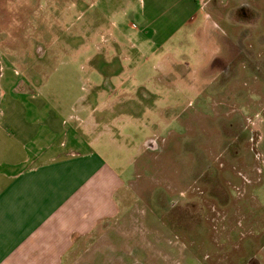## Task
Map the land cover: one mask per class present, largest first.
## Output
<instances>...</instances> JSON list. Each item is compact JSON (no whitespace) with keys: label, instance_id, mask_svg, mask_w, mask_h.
Instances as JSON below:
<instances>
[{"label":"rangeland","instance_id":"374dc122","mask_svg":"<svg viewBox=\"0 0 264 264\" xmlns=\"http://www.w3.org/2000/svg\"><path fill=\"white\" fill-rule=\"evenodd\" d=\"M136 6V0H0V93L5 91L7 100L19 96L14 84H72L66 94L71 99L95 91L93 86L98 85L99 114L109 107L101 104L109 87L90 84L94 64L87 56L97 44L102 49L113 44L112 35L118 33L121 46L108 48H114L117 55L122 53L119 49H130L127 37L140 25ZM251 7L256 18L252 25L232 27L212 16L218 26L212 31L215 42L209 51L217 44L221 48L225 39L240 32L249 38L241 45L250 44V54L264 72V0H254ZM233 14L242 17L237 10ZM199 30L201 38L208 28ZM175 38L161 51L174 54L183 64L194 62L202 50L199 44L191 35L182 42ZM117 55L109 60L96 58L103 66L102 74L107 75L106 65L119 66ZM152 64H145L150 68L145 77L158 76L159 84L140 82L134 75L126 84L135 87L131 95L136 99L128 102L130 113L147 110L145 118L139 117L126 130L131 135L121 138L124 144H132V151L122 144L95 145L114 167L124 166L130 176L135 172L121 205L129 213L125 226L119 221L116 227L120 230L112 233L111 244L95 249V264H208L211 259L218 264L219 241L234 239V228L239 226L247 234L252 229L246 223L241 228L237 211L264 209V174L251 127L256 109L264 105L249 84H244L250 83L248 79L242 80L240 88L227 84L230 79L220 75L215 83L199 84L194 80L196 74L183 67L176 76L156 73ZM263 72L257 74L258 81L264 79ZM47 90L51 96L58 94L57 89ZM114 107L117 111L124 105ZM153 130L157 136H152ZM145 137L151 140L142 151ZM251 193L257 201H250ZM206 254L209 259L204 258Z\"/></svg>","mask_w":264,"mask_h":264},{"label":"crops","instance_id":"0c3cea01","mask_svg":"<svg viewBox=\"0 0 264 264\" xmlns=\"http://www.w3.org/2000/svg\"><path fill=\"white\" fill-rule=\"evenodd\" d=\"M253 3L254 0H136L140 25L127 37L130 49H119L122 53L117 55L114 48H108L121 46L118 33L112 35L113 44L106 49L97 44L87 56L94 64L90 68V84L109 87L101 102L109 107L99 114L98 85L93 86L95 91L71 99L66 94L72 84H14L19 96L7 100L6 92L1 91L0 264H95V249L111 244L119 221L125 226L129 213H124L121 205L135 172L130 176L124 166L114 167L95 145L122 144L126 151L133 148L121 138L131 135L126 130L129 132L139 117L145 118L147 110L130 113L128 102L136 99V95H131L135 87L126 84H130L133 75L140 82L159 84L158 76L145 77V70L150 72L145 65L148 62L152 61L151 69L160 74L178 76L177 70L183 67L196 74L193 79L199 84L215 83L220 75L223 80L230 79L227 84L238 87L248 79L250 83L244 84H249L253 95L259 96L264 105V79L258 81L257 75L263 70L250 54L247 35L233 33V38L225 39L221 48L217 44L209 51V45L215 42L212 31L218 26L216 20L232 27L252 25L256 21ZM235 10L241 13L240 19L233 14ZM193 25L195 28L189 33ZM201 26L208 31L199 38ZM190 35L202 48L194 62L183 64L174 54L161 51L175 37L182 42ZM242 41L248 42L241 45ZM116 55L120 57L119 66L106 65L105 76L96 58L103 56L109 60ZM126 72L128 75L124 76ZM100 74L105 77L104 83ZM48 87L50 91L57 89L58 94L51 96ZM117 91L122 95H117ZM117 105L124 107L115 111ZM251 127L260 171L264 174V106L256 109ZM152 132V136H157L156 131ZM151 137L141 142L142 151ZM140 148L135 149L141 151ZM250 197V201H257L252 193ZM237 212L241 228L246 223L252 229L248 234L241 232L235 219L239 230L234 228V239L219 241L217 263L264 264V209L240 208ZM203 228L208 230L207 226ZM211 246L215 248L213 242ZM204 258L209 259V255ZM214 263L211 259L208 264Z\"/></svg>","mask_w":264,"mask_h":264}]
</instances>
